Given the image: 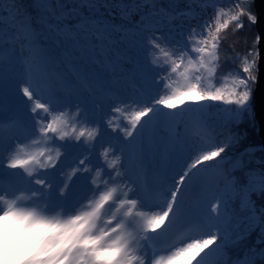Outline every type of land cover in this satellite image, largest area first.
<instances>
[{"label": "snow or ice", "instance_id": "6c2138e0", "mask_svg": "<svg viewBox=\"0 0 264 264\" xmlns=\"http://www.w3.org/2000/svg\"><path fill=\"white\" fill-rule=\"evenodd\" d=\"M186 2L177 11L160 0H74L66 10L59 0H33V14L23 0H0V113L5 91L18 85L34 114L33 124L8 121L23 134L6 160L0 152V254L19 244L26 251L17 264H228L226 249L253 231L264 244V203L252 198L264 199V171L246 172L242 184L237 163L222 155L239 142L245 117L255 120L258 48L238 72L220 75L222 33L242 28L245 16L258 22L254 0L227 9L219 0ZM194 5L212 8V18L186 28ZM101 8L109 16L117 9L121 22ZM128 73L138 97L155 92L151 102L120 99L105 84ZM84 93L103 114L107 104L108 127L123 133L109 141L104 163L90 156L107 133ZM4 129L0 121V145ZM69 157L78 163L62 173ZM149 170L155 184L144 179ZM257 255L264 259V248ZM232 264L254 261L246 253Z\"/></svg>", "mask_w": 264, "mask_h": 264}, {"label": "trees", "instance_id": "16d2710c", "mask_svg": "<svg viewBox=\"0 0 264 264\" xmlns=\"http://www.w3.org/2000/svg\"><path fill=\"white\" fill-rule=\"evenodd\" d=\"M57 4V0H54ZM183 1V2H182ZM126 3L128 0L125 1ZM185 2V4H184ZM235 0H219L218 7H225L227 9ZM23 3L29 6V11L35 14L37 9L32 7L33 0H23ZM60 4L66 6V10L74 6V0H64ZM53 5V7L56 6ZM161 6L167 8L170 4L175 6L177 11L185 9L187 7L186 0H160ZM89 12L88 8H83ZM81 9L83 13L84 10ZM83 10V11H82ZM252 12L255 14L254 5L252 6ZM89 14V13H88ZM243 27L236 29L235 23L231 24L227 30L222 33V41L220 46V75H226L229 71L238 72L239 65L244 56L249 53H255L256 37L258 36L256 26L251 24L247 17H242ZM219 84V81L217 82ZM254 87V84H253ZM48 91L43 86L40 89V94H46ZM253 99V98H252ZM252 102H254L252 100ZM254 109V105H253ZM233 131L236 129L232 126ZM239 132L242 136L238 143L233 144L224 155H227L230 163H234L231 159L235 158L238 161L237 168L233 171V175L238 177L243 184L246 182L245 173L249 171H264V149L262 147V138L259 135L256 121H250L245 117L243 123L239 127ZM228 134L225 133V136ZM225 136H221L220 139H224ZM250 149L249 151H247ZM256 204L259 206L264 203V199H257L255 195L252 197ZM234 207L239 210V199L236 200ZM259 234V230L253 231L248 239L241 241L238 245L230 246L226 249L228 254V264L232 261L243 258L247 253L248 257L254 261V264H264V259L260 258L257 253L261 248H264V244H257L256 239ZM255 249V251H248L249 249Z\"/></svg>", "mask_w": 264, "mask_h": 264}, {"label": "rangeland", "instance_id": "374dc122", "mask_svg": "<svg viewBox=\"0 0 264 264\" xmlns=\"http://www.w3.org/2000/svg\"><path fill=\"white\" fill-rule=\"evenodd\" d=\"M125 1L126 0H124V2ZM61 2L63 3L64 0H61ZM112 2L116 3V2H118V0H112ZM51 3H52V5L56 4L54 0H51ZM184 4H185V2H184ZM194 7L196 8L198 16H197L196 19L186 20L185 21L186 28H187L188 25H194V24L199 23L200 20H202L203 18H208V19L212 18V13H213V9L212 8H208V9L202 11L199 8V6L194 5ZM83 10H84L83 14L87 15L89 13L85 9H83ZM111 11L114 13L113 16H109L108 15V10L107 9L101 8L100 9V14H102L106 19H109L112 22L120 23L121 20H120V16H119V11L117 9H115V8H113ZM112 82H113L112 79L109 80L108 78H105V84L106 85L112 84ZM218 85L219 84H217V86ZM253 89H254V87H253ZM7 90H9V92H10V94L12 96L17 98V101L16 102H12V103L9 102V104H11V105L13 104L11 106L6 101L3 100V103L5 104L6 107H5V111L0 113V121H4L6 123L5 124V129H4L3 144L0 145V152L3 153V156H4L5 160L7 158L8 151L11 150V148L13 147L16 138L17 137H22V134H23L22 130L19 129V128H10V127L7 128L8 127V121L19 120L22 123H26V124H33L34 123V121L31 119L32 116L34 115L30 111L31 102L27 100V97H23L22 91H20V86H18V85L15 86V90L14 91L11 90V89H7ZM47 91H48V89H47ZM189 96L191 97V94H189ZM40 97H41V102L42 103L45 102L47 100V98H48V92L46 94H40ZM252 98H253V93H252ZM252 100L254 101V99H251V104L253 106L254 102H252ZM209 103H211V102H209ZM221 107H223V106H221ZM104 109H105V107H104ZM38 111H41V110H38ZM210 113H211V115L213 117H216L217 113H218V108L217 107H213L212 109H210ZM101 114H103V113H101ZM102 119H103V121L105 120L104 124L106 126L105 128H106V133H107L104 137L113 136L114 132L107 131L108 130V127H107L108 126V118H106L103 115ZM230 127H232V126L230 125ZM105 128H103V129H105ZM180 131L181 132L184 131L183 125H181ZM7 138H8V140H6ZM101 147H102L101 150L103 152L104 149L106 148L104 143L101 144ZM249 150L250 149H248L247 151H249ZM100 155L103 156L102 154H100ZM193 155H195V153ZM222 155H224V154H222ZM72 160H73V158L69 157L66 161L71 162ZM231 160L234 161V163L236 161H238L235 158H233ZM159 162L161 164H163V160H160ZM76 163H78V160H75L74 166L76 165ZM101 163H103V162H101ZM4 167L6 168V163H5ZM57 167L59 168L60 164H58ZM9 171H19V170H9ZM78 184H81V186H82V183L80 181H79ZM236 202L237 201L234 202V205L236 204ZM25 251H26V249H24L22 245L17 244V245L11 246L9 248L8 254H6V255L0 254V264H17L19 259L24 255ZM230 264H232V262Z\"/></svg>", "mask_w": 264, "mask_h": 264}, {"label": "bare ground", "instance_id": "6f19581e", "mask_svg": "<svg viewBox=\"0 0 264 264\" xmlns=\"http://www.w3.org/2000/svg\"><path fill=\"white\" fill-rule=\"evenodd\" d=\"M129 67H131V65H129ZM112 81L113 82H112L111 86L114 89H116L121 94L120 95V99L127 100L128 97H134V98L141 99L142 102H151L155 98V92H152L151 94L145 93V94H143V95H141L139 97L137 96V86H136V83H135V79H134V74L133 73L126 74L123 78L120 79L119 82H117L115 79H112ZM82 98L84 99V102H85L86 106L88 107V109L90 111H95L97 113V118L98 119L101 116L103 117V115L106 118H108V121L112 118V113H111L110 109L108 108L107 104H105V106H104L105 107L104 113H107V114H101L100 105L99 104L94 105L92 103V99L93 98L89 94L84 93ZM189 98H190V96L185 97V99H189ZM117 104H119L118 100H117ZM120 106H123V105H120ZM161 107H163V106H161ZM164 111L167 112V111H169V109L165 108ZM120 120L123 121L124 123L127 122L126 120H124L123 117H121ZM102 123H103V128H105L106 127L105 124H104L105 120L103 121V119H102ZM91 126H93V125H90V127ZM8 128H9V126H8ZM107 131L113 132L111 127H108ZM116 136H119L121 141L123 140V133L119 130V128H117V130H116V132H114L113 136L103 137V143H104L106 148L109 147V141H112L113 143H115V141H113L112 138L116 137ZM98 139H99V137H98ZM6 140H8V138ZM77 143H79V142H77ZM93 144H96V147H95L94 151L92 153H90V156L92 158L93 163H97V158H98V162L99 163H101V162L104 163V157L100 155V154L103 153L102 150H101L102 149L101 144H97L96 141H93ZM109 158H111V157H109ZM74 162H75V160H72L71 162L65 160L64 164L60 165V167H59V168H62V173L70 172L71 168L75 167L74 166ZM62 173H57V177L56 178H57L58 181H62L64 179V175ZM144 179L149 184H155L156 183V177L153 175L151 170L148 171V173L144 177ZM74 180H75V178H74ZM80 182L82 183V186H83L84 181L81 180ZM78 183H79V181H77V184ZM78 185L81 186V184H78Z\"/></svg>", "mask_w": 264, "mask_h": 264}, {"label": "water", "instance_id": "95a60500", "mask_svg": "<svg viewBox=\"0 0 264 264\" xmlns=\"http://www.w3.org/2000/svg\"><path fill=\"white\" fill-rule=\"evenodd\" d=\"M255 14L258 22L255 24L257 34L259 35V43L256 47L259 50L258 56V82L254 84L253 99L255 121L258 127L259 135L262 138V147L264 149V0H254ZM6 102H16L17 98L12 96L9 90L5 91L3 96Z\"/></svg>", "mask_w": 264, "mask_h": 264}]
</instances>
